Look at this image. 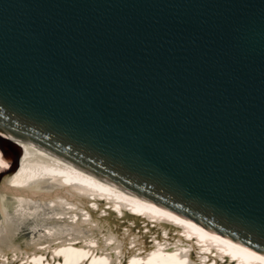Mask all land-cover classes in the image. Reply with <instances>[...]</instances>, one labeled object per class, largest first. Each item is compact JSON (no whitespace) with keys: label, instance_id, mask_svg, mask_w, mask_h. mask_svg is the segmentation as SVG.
<instances>
[{"label":"water","instance_id":"obj_1","mask_svg":"<svg viewBox=\"0 0 264 264\" xmlns=\"http://www.w3.org/2000/svg\"><path fill=\"white\" fill-rule=\"evenodd\" d=\"M0 122L264 248V0H0Z\"/></svg>","mask_w":264,"mask_h":264},{"label":"bare ground","instance_id":"obj_2","mask_svg":"<svg viewBox=\"0 0 264 264\" xmlns=\"http://www.w3.org/2000/svg\"><path fill=\"white\" fill-rule=\"evenodd\" d=\"M0 264H264V248L0 122Z\"/></svg>","mask_w":264,"mask_h":264},{"label":"rangeland","instance_id":"obj_3","mask_svg":"<svg viewBox=\"0 0 264 264\" xmlns=\"http://www.w3.org/2000/svg\"><path fill=\"white\" fill-rule=\"evenodd\" d=\"M1 141V137H0ZM6 151L0 144V175L3 173H8V170L10 169V163L8 162L7 157L5 156Z\"/></svg>","mask_w":264,"mask_h":264}]
</instances>
